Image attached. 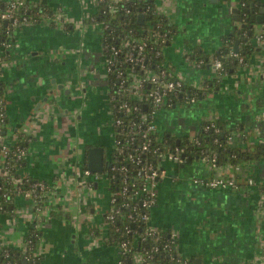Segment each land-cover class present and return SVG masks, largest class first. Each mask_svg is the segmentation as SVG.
I'll return each instance as SVG.
<instances>
[{"label": "crops", "instance_id": "obj_1", "mask_svg": "<svg viewBox=\"0 0 264 264\" xmlns=\"http://www.w3.org/2000/svg\"><path fill=\"white\" fill-rule=\"evenodd\" d=\"M30 1L43 3L53 17L61 13L63 20L52 24L46 15L41 22L20 25L11 36L0 62V108L6 115L2 132L9 143L28 137L23 172L47 184V201L37 215L32 198L20 194L9 214L0 213V239L23 250L35 222L40 230L35 257L41 264H121L119 246L108 238V179L105 172L83 175L89 169V148L102 146L107 164L114 141L102 25L91 18L97 0ZM155 2L173 27L166 60L177 77L205 89L200 99L163 106L157 113L161 140L165 146L176 144L181 160L167 151L159 159L163 175L156 183L150 225L173 236L179 264H259L264 156L237 166L214 165L190 146L198 143L203 121L214 119L230 126L233 146L264 145V51L247 62L239 60L235 70L219 72L214 60L236 52V31L244 20L235 18L231 8L239 7V0ZM254 2L260 14L264 3ZM194 48L204 51L210 64L196 59ZM212 176L235 177L240 187L195 181ZM250 178L255 183L248 184ZM142 257L136 253L135 262Z\"/></svg>", "mask_w": 264, "mask_h": 264}, {"label": "trees", "instance_id": "obj_2", "mask_svg": "<svg viewBox=\"0 0 264 264\" xmlns=\"http://www.w3.org/2000/svg\"><path fill=\"white\" fill-rule=\"evenodd\" d=\"M254 1L239 0L240 6L241 2L248 4L241 6V13H244V22L243 26L236 31V36L240 40L238 53L244 58L245 62L249 61L256 51L259 52L261 49L264 51V42H262L263 44L259 43L256 39L257 35H261L264 39V22L260 23L257 19L259 7L255 5ZM258 1L264 3V0ZM26 3L28 4L27 12H24V9L16 11L17 25L4 21L0 23V40L2 42L1 46H3L0 62L7 56L6 49L8 47L4 46V42L10 41V34L17 27L23 25L24 15L28 16L29 23L41 22L46 15L50 17L52 24L55 23L54 17L48 14V9L43 3H35L30 0H26ZM111 5H114L117 9L113 10ZM124 5H126V8L123 7ZM7 6V0L0 1V10L5 9ZM140 13L145 14L143 23L137 21ZM91 18L104 24L103 54L105 58L112 60V70L108 73L109 85L112 89L109 105L114 108L122 102H127L131 106L130 110H122L117 113V116L124 118L126 124H123L119 129H115L121 139L119 148L116 149V155L119 158L124 156L121 163L127 165V170L125 172L120 169L116 170L117 175L110 183V189L119 194L117 203L120 209L116 212L115 220L109 225L108 238L110 242L116 245H119L121 241H127L130 250L123 257L127 264H177L179 256L173 247L174 243L172 244L170 235L162 230L150 233L148 231L149 220L142 219L145 209L140 204L136 208L132 204L122 205L123 198L121 197L122 179L128 176L132 182H135L133 179L136 178L139 167V164L137 165L128 157L129 152H138L135 148L138 147V142L131 143L127 140V137L130 133L137 137L141 136L136 128L137 125L132 122H137L148 116L150 119V113L155 108L153 101L149 98L152 86L145 77L148 75L149 70L160 74V71L164 69L166 75H162L161 78H177L175 66L166 60L164 54V48L173 34L172 24L168 17L159 11L155 0H97L96 11L91 15ZM258 27L261 28L257 30ZM250 29L252 30L251 34H249ZM142 43H146L142 53H136ZM258 46L261 48L258 49ZM194 49L196 59H203L205 64H210L211 59L206 60L204 51ZM140 55L144 56L143 61H137ZM221 60L223 70L228 71L235 70L239 64H242L239 57L233 55L221 58ZM223 70H219V72ZM118 71H122L120 77H118ZM129 71H134L137 76L130 75ZM137 78L140 79L138 84L135 83ZM122 80H124L123 85H121ZM183 81V90L175 94L172 104L166 107H173L179 102L189 103L191 98L198 100L203 96L205 88H199L190 82ZM1 84L0 79V86ZM138 94L141 95L140 98L137 96ZM134 105H140L139 110L132 109ZM210 121L206 120L201 124L199 141L193 147V149L196 148L200 156H206L207 159L216 164L229 163L233 166L264 156L263 144L255 142L246 147L233 146L230 143L232 132L230 126H227L221 119H214L215 127L206 129L205 126L210 124ZM4 125L5 121L0 120V131L5 128ZM149 136H152V140L149 149L143 153L144 162L157 163L161 153L173 151L176 146V144H174V147L165 146V141L156 139L154 134ZM139 140L141 143L144 142V138ZM26 142H28V137L25 135L17 137V140L13 143L8 142L10 149L7 154L1 153L0 145V186L2 187L0 189V213L9 214L12 211L11 205L17 197L23 194L25 190L32 188L34 180L23 172L26 158L17 160L15 157L17 145L25 146ZM125 145L130 146V148ZM121 148L125 150L122 154L119 153ZM21 177H23L22 183H17L16 180ZM137 187L138 184L135 183L132 189ZM262 188L264 190V186ZM47 189L46 187V192ZM5 191H8L10 195L7 199L3 198V192ZM36 193L38 195V206L44 207L47 201L45 191L36 188ZM127 226L131 228V231L126 230ZM112 236H114L113 239ZM39 237L40 230L36 228L34 222L28 228L26 234L27 247L25 249L4 245L0 239V264H24V260L27 258L29 259L27 264H32V262L41 264L39 259L35 257ZM136 253H141L143 256L142 261L139 263L135 262L134 255Z\"/></svg>", "mask_w": 264, "mask_h": 264}, {"label": "built area", "instance_id": "obj_3", "mask_svg": "<svg viewBox=\"0 0 264 264\" xmlns=\"http://www.w3.org/2000/svg\"><path fill=\"white\" fill-rule=\"evenodd\" d=\"M7 4H8V6L5 9L0 10V23H2L4 21L7 23H12V24L17 25L18 24V17H17V15H15L16 11H19L20 9H24V12H27L28 11V4L26 3V0H7ZM246 4H247L246 2H241V6L246 5ZM123 7L126 8V5H124ZM111 8L113 10L117 9V7H115L114 5H111ZM242 15L244 17V13H242ZM54 19L59 20V21L63 20L62 14L59 13V14L55 15ZM96 22H98V21H96ZM26 23H29V19H28L27 15H24L23 16V24H26ZM98 23H100V22H98ZM101 25H102V31H104V28H103L104 24L101 23ZM13 34H14V32H12L10 34V38ZM256 39H257V41H259V43L264 42V39L262 38L261 35H257ZM126 43H127V41H126ZM4 44H5L4 46L8 47L12 43L10 40V41L4 42ZM145 44L146 43L140 44L138 47V52H136V53L141 54L143 49H144ZM0 55H1V53H0ZM233 55L239 57L240 61L244 60V58L239 55L238 51L233 53ZM105 59H106V65H107V72L109 73V71L112 70V60L110 58H105ZM131 59L133 60L132 57H131ZM143 60H144V56H142V55H140L137 58V61H143ZM214 65H215V68L218 70L224 69L221 58H216L214 60ZM121 73H122V71H118V77H120ZM134 73H135L134 71H129L130 75H133L136 77L137 75H135ZM162 75H166V72L164 69H162L160 71V74H156L155 71L149 70L148 75L145 77V79H148L150 81V85L152 86V90L149 93V98L153 101L155 108L150 113V116H151L150 119L148 116V117L141 118L137 122L136 121L132 122L135 125H137L136 128L138 129V133H140L141 136L137 137L133 133H130L129 137H127V140L131 143H134L136 141L138 142V147L137 146L135 147L138 150V152H135V151L129 152L128 157L131 158L133 160V162L136 163L137 165L139 164V167H138L136 178L133 179L135 182H132L128 176L123 178L121 181V187H122V189H121L122 196L121 197L123 198V204L122 205L132 204L133 207L136 208L137 205L140 204V206H142L145 209V211L142 214V219H144V220H149V218H150L149 213H150L152 207L154 206V204L156 203L157 195H158L157 190H156V183L158 181V178L163 175L162 174L163 170L160 168L158 162L157 163H154L152 161L144 162L143 161V153L145 150H148L150 147L152 136L150 137L149 135L154 134L156 139H159V140L161 139L159 134H158L157 124H156V116H157L158 111L163 106L171 105L174 95L178 94L180 91H182L183 85H184V81L180 77L173 78V79H163V78H161ZM139 81H140V79L137 78L135 83L138 84ZM123 83H124V80L121 81V85H123ZM137 96L139 98L141 97V95H139V94ZM193 101H195V99L191 98L190 102H193ZM139 106L140 105H134L132 107V109L139 110ZM130 109H131V106L127 102H122L119 105H116L114 108L112 107V105H110V107H109V111H110L111 116H112V127H113V131H114V136H113L114 141H113L112 147L109 149V153H107V164H105L104 171L102 172L103 174L105 172L104 177H107L109 186H110L111 180L114 179L117 175L116 170L120 169L123 172H125L127 170V165L123 162L121 163L124 156H121L119 158L116 155V149L119 148V145H120L119 143L121 142V139L118 136V131L116 132L115 129H119L122 127L123 124H126L124 118L117 116V113L122 111V110L128 111ZM5 119H6L5 111L1 108L0 109V120L4 122ZM215 125H216L215 121L211 120L210 124H207L205 126V128L209 129L210 127H215ZM216 130H218V128H216ZM141 138H144L143 143H141L139 140ZM0 145H1V153L7 154L9 152L10 146H9L8 141L5 139V135L2 131H0ZM125 146L130 148V146H128V145H125ZM131 149H129V150L131 151ZM174 150L175 151H172V150L167 151V152H169V157L172 159H175V160H181L180 148L176 147V148H174ZM124 151L125 150L123 148H121L119 150V153L122 154ZM26 154H27L26 146H20L18 144L16 147V152H15L16 159L21 160V159L26 157ZM160 156L162 157L163 153H161ZM212 163L214 165H216L215 162H212ZM94 173H96V172H94ZM89 174H91V171L89 169L85 168L83 170V175H89ZM22 178L23 177L17 179L16 182L22 183V181H23ZM195 181L197 183H199L203 186H207V187H233V188L240 187V183H239L238 179L235 177H228V178L220 177V176L197 177L195 179ZM135 183L138 184V187L132 189V187L135 185ZM253 183H255L254 179L250 178L248 180V184H253ZM46 187L48 188L47 184H45L44 182L34 180V182L32 184V188L27 189L23 192V194H25L26 196H30L32 198L33 203L31 202L32 203L31 208H34L32 210H34L33 212L37 215H39L41 207L38 206V195L36 193V188L43 189L45 191V194H46ZM1 188L2 187L0 186V189ZM47 191H48V189H47ZM9 196L10 195H9L8 191L3 192V198L7 199V198H9ZM110 198H111L110 209L105 216L108 225H110V223L113 220H115L116 212L120 209V206L117 203V201L119 199L118 192L110 189ZM126 230L131 231V228H129L127 226ZM148 231L150 233H155L158 230H156L154 227H152L149 224ZM170 237L172 239V244H173L174 238L171 235H170ZM113 238H114V236H112V239ZM118 246H119V249L122 253V257H124L126 252L130 250L128 247L127 241H121ZM26 247H27V240H26ZM142 259H143V257H142ZM32 264H35V263L32 262ZM121 264H127L123 260V258L121 260ZM177 264H179V263H177ZM259 264H264V249H263L262 258H261Z\"/></svg>", "mask_w": 264, "mask_h": 264}, {"label": "water", "instance_id": "obj_4", "mask_svg": "<svg viewBox=\"0 0 264 264\" xmlns=\"http://www.w3.org/2000/svg\"><path fill=\"white\" fill-rule=\"evenodd\" d=\"M233 12H235L236 14H234L235 18H238L239 20H243L244 17L241 13V7L239 6H234L231 8ZM145 19V14L144 13H140L138 16L137 21L140 23H143ZM258 21L260 23L264 22V7L261 9L260 14L258 15ZM7 23V22H6ZM252 30H249V34H251ZM239 39H236L235 42V50L238 51V44H239ZM259 49V47H258ZM177 142H180V139H178ZM191 148H193L194 146H190ZM89 161H88V168L90 169L91 172H103L104 168H105V160H104V156H105V152H104V148L102 146H94L89 148ZM186 155V153H182V158H184ZM198 156H196L197 158ZM189 159L192 161L193 157H189ZM183 166L185 165L182 164ZM25 262H27L25 260ZM26 264V263H25Z\"/></svg>", "mask_w": 264, "mask_h": 264}, {"label": "flooded vegetation", "instance_id": "obj_5", "mask_svg": "<svg viewBox=\"0 0 264 264\" xmlns=\"http://www.w3.org/2000/svg\"><path fill=\"white\" fill-rule=\"evenodd\" d=\"M102 51H103V46H102ZM111 87V86H110ZM112 92V89L108 92L109 93V95H107V97H108V107H110V105H109V101H110V97H111V93ZM109 109V108H108Z\"/></svg>", "mask_w": 264, "mask_h": 264}, {"label": "rangeland", "instance_id": "obj_6", "mask_svg": "<svg viewBox=\"0 0 264 264\" xmlns=\"http://www.w3.org/2000/svg\"><path fill=\"white\" fill-rule=\"evenodd\" d=\"M236 1V0H235Z\"/></svg>", "mask_w": 264, "mask_h": 264}]
</instances>
